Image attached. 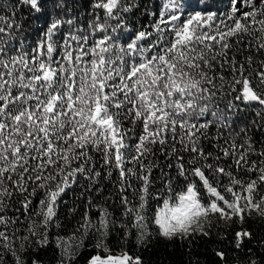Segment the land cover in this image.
<instances>
[{
    "label": "snow or ice",
    "instance_id": "6c2138e0",
    "mask_svg": "<svg viewBox=\"0 0 264 264\" xmlns=\"http://www.w3.org/2000/svg\"><path fill=\"white\" fill-rule=\"evenodd\" d=\"M261 228L264 0H0V264H264Z\"/></svg>",
    "mask_w": 264,
    "mask_h": 264
},
{
    "label": "trees",
    "instance_id": "16d2710c",
    "mask_svg": "<svg viewBox=\"0 0 264 264\" xmlns=\"http://www.w3.org/2000/svg\"><path fill=\"white\" fill-rule=\"evenodd\" d=\"M257 225H253V228H257ZM261 233H264V228L260 229ZM253 246L255 241H253ZM215 244L208 245H199L196 248L197 255L193 257V264H196V261H199V264H212L214 257L212 256V249L216 248ZM184 249L177 248L174 254L169 255L172 252L171 245L168 246L167 251L163 247L158 246L155 250V254L151 255V261L153 264H183V261L187 260V256H182L181 253ZM230 255H232L230 253ZM147 258V257H146Z\"/></svg>",
    "mask_w": 264,
    "mask_h": 264
}]
</instances>
